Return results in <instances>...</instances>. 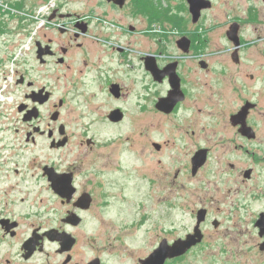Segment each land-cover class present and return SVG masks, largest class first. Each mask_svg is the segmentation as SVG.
<instances>
[{
  "label": "flooded vegetation",
  "instance_id": "obj_1",
  "mask_svg": "<svg viewBox=\"0 0 264 264\" xmlns=\"http://www.w3.org/2000/svg\"><path fill=\"white\" fill-rule=\"evenodd\" d=\"M167 1L0 0V264H142L198 226L178 264L220 230L206 205L148 250L117 241L197 180L264 264V9Z\"/></svg>",
  "mask_w": 264,
  "mask_h": 264
},
{
  "label": "rangeland",
  "instance_id": "obj_2",
  "mask_svg": "<svg viewBox=\"0 0 264 264\" xmlns=\"http://www.w3.org/2000/svg\"><path fill=\"white\" fill-rule=\"evenodd\" d=\"M169 1L174 0H168L166 3ZM84 2L86 0H52L54 6H64V10H79L80 8L75 5ZM243 2L253 5L260 4L264 9V0H244ZM167 12L169 15L170 11ZM201 182L202 180H197L194 184L189 185V183L187 188L183 190L180 210H177L176 203L158 204L155 207V203L149 202L142 210L146 221L141 230L131 236L123 237V241H117V243L134 246L147 243L148 247H145V249L148 250L158 236L161 235L163 229L166 236L169 237L184 235L194 225L195 220L192 219V212L202 207V205H206L210 208L211 216L220 221V230L215 232L212 226H207V237L204 243L185 258L180 259L182 261L178 264H237L238 258L241 263L248 264V259L254 256L253 253L247 251L251 236L244 237L240 226H238V221H232L229 217L225 209L224 182H218L210 186H206ZM134 209L136 210V207ZM164 210V217H162ZM178 214L179 218H177ZM241 256L246 258L241 259ZM172 264H175V262Z\"/></svg>",
  "mask_w": 264,
  "mask_h": 264
},
{
  "label": "water",
  "instance_id": "obj_3",
  "mask_svg": "<svg viewBox=\"0 0 264 264\" xmlns=\"http://www.w3.org/2000/svg\"><path fill=\"white\" fill-rule=\"evenodd\" d=\"M187 2L190 5H193L195 3H202L203 0H187ZM191 13L195 14L192 9ZM203 214L204 211L198 212V225L203 221ZM201 240L202 234L197 226L192 235H188L184 240L174 243L173 246L169 247L163 246V244L160 245L159 248L149 256V258L142 262V264H165L166 260L168 259H174L183 256L189 249L199 244Z\"/></svg>",
  "mask_w": 264,
  "mask_h": 264
}]
</instances>
